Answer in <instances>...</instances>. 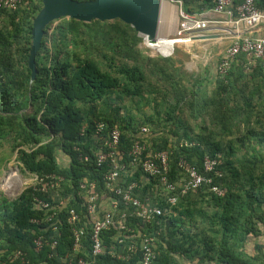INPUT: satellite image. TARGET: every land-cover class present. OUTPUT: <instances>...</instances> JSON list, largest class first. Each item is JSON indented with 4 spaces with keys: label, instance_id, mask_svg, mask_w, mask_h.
<instances>
[{
    "label": "trees",
    "instance_id": "trees-1",
    "mask_svg": "<svg viewBox=\"0 0 264 264\" xmlns=\"http://www.w3.org/2000/svg\"><path fill=\"white\" fill-rule=\"evenodd\" d=\"M181 3L184 13L198 14L212 9L216 0ZM255 4L264 12V0ZM41 8V0H18L12 10L0 8V171L16 154L18 170L37 177L35 188L48 175L63 181L45 192L27 187L14 199L0 191V264H22L17 253L26 264H58L71 256L74 228L83 231L76 256L95 264L90 259L87 210L92 193L98 194L100 214L106 198L114 199L117 207L113 226L101 234L106 254L139 246L143 235L158 232L156 264H264L261 60L239 54L226 75L216 74L209 81L185 71L176 49L174 59L145 53L142 37L120 20L83 23L61 18L44 30L35 58L36 79L30 83L32 21ZM248 62L256 63L252 73L245 71ZM114 129L120 131L119 185L126 189L135 183L133 195L142 205L162 210L151 223L137 218L134 209L124 207L105 187L114 164L97 165V157L106 151ZM135 142L145 146L142 159L168 155L170 181L185 177L178 165L183 159L212 178L224 196L204 185L185 195L177 190L178 202L167 203L156 179L143 174L140 166H129ZM205 155L220 159L221 178L205 173ZM13 180L18 193L23 181L16 172ZM38 200L48 208L40 207ZM71 210L77 221L68 224ZM38 238L40 250L33 244ZM120 239L123 245L117 243ZM53 241L57 245L52 250ZM139 259V253L129 262L108 254L97 262L137 264Z\"/></svg>",
    "mask_w": 264,
    "mask_h": 264
},
{
    "label": "built area",
    "instance_id": "built-area-1",
    "mask_svg": "<svg viewBox=\"0 0 264 264\" xmlns=\"http://www.w3.org/2000/svg\"><path fill=\"white\" fill-rule=\"evenodd\" d=\"M162 3H168L177 8L178 11V24L176 29V36L182 39V44L192 42L193 37L200 36L203 32L210 30V28H215L216 26H221L222 24H229L234 28L231 33H226V35L231 39L230 44L223 51L222 58L217 66V72L219 75L224 76L229 67L230 63L235 60L236 56L239 54L245 55L251 59L261 60L264 67V36L253 37L248 33L241 34L240 27H244L247 31L253 30L259 23L264 22V12L260 11L255 2L256 0H242L233 9L234 0H217L215 7L207 12H201L199 14H186L181 9V0H159ZM18 0H0V8L12 10L17 5ZM224 15L225 19L216 20L214 15ZM143 45L145 47H151V44L147 41L146 37H143ZM173 49L164 51H159V54L163 57H169L172 55ZM101 127L98 128V132ZM143 132H147L145 128L142 129ZM120 133L117 129L112 130L109 133V139L106 141V151L101 153L97 157V165L102 164L104 161L109 160L114 163L117 160V147L119 142ZM145 147L139 143H134L129 152V166L132 168L141 167L143 174L155 177L158 179L159 184L167 192H173L178 186L181 188L182 194H185L191 190L200 187L202 184L210 183V179H206L197 169L186 163L185 160H179V168L183 171L186 178L182 183L176 184L170 182L168 178V155L166 153H156L153 157H143V151ZM220 161L216 159L204 158V171L212 172L216 176H220L219 172H215V167ZM121 166L120 168H123ZM117 169V166H115ZM36 181V178H35ZM62 178H56L54 175H48L39 180L38 187L36 191L45 192L46 190H54L57 188L58 182H61ZM181 184V185H180ZM106 189L112 191L114 195L118 196L123 203L124 207H131L134 209V215L145 223H151L156 217L162 216V210L153 205L144 207L139 199L133 195L136 188V184L133 183L126 189L122 188L117 182V174L111 173L106 177ZM80 189H84L85 185H80ZM89 188L92 190L94 184L91 183ZM212 192L216 195L223 196V191L216 186L211 187ZM98 198L97 193H92V195L87 199V210L91 219V235L89 238L90 243V259H93L95 264H104L103 262H97L99 258H104L105 255L115 257L116 260L129 262L138 253L140 254V259L137 264H156V255L154 249L156 247V236L158 232L155 233L156 236L143 235L141 237V242L139 246L136 244L128 245L123 248L122 252L119 250L110 249L107 250L108 254L104 251L105 246L101 241V234L104 231H108L114 224V214L117 211V207L114 205L115 202L112 200L109 209L106 211L98 212L99 206L96 202ZM111 200V199H109ZM171 204L177 202L176 196H171L168 198ZM38 205L42 208H48V203L41 200L37 201ZM111 207V208H110ZM100 215V216H99ZM123 216V215H122ZM68 224L75 223L77 221V216L74 210L69 213ZM54 227L53 230H55ZM83 231L72 229L71 231V246H70V257L65 258L58 262V264H91L83 258L77 257V252L81 248L79 247L82 239ZM159 236V235H158ZM119 245H123V241L120 239L117 242ZM33 244L36 250H40L42 247V240L40 238L34 239ZM57 245L56 241L51 242L50 248L53 250ZM20 257L22 264H25V260L21 257L20 253L16 254Z\"/></svg>",
    "mask_w": 264,
    "mask_h": 264
},
{
    "label": "water",
    "instance_id": "water-1",
    "mask_svg": "<svg viewBox=\"0 0 264 264\" xmlns=\"http://www.w3.org/2000/svg\"><path fill=\"white\" fill-rule=\"evenodd\" d=\"M42 8L32 21L31 46L27 60L30 83L37 74L36 55L40 49L44 30L51 22L61 18L73 19L83 23L92 21L120 20L134 31L146 37L153 45L159 37V24L162 3L159 0H41ZM205 35L199 39H205Z\"/></svg>",
    "mask_w": 264,
    "mask_h": 264
},
{
    "label": "crops",
    "instance_id": "crops-1",
    "mask_svg": "<svg viewBox=\"0 0 264 264\" xmlns=\"http://www.w3.org/2000/svg\"><path fill=\"white\" fill-rule=\"evenodd\" d=\"M214 19L222 20L225 19V17L223 15L216 14L214 15ZM174 24L176 25V22ZM238 30H240L241 34L248 33L253 37L264 36V22L259 23L251 31H247L244 27H240ZM231 31H234V28L231 25L222 24L221 26H216L215 28H210V30L203 32V34L206 35V38L204 40L197 39V37H195L194 39H192L191 43L183 45V49L181 47L177 48V53H183L182 55L180 54V57L183 58L184 62L183 67L184 64H191L197 62L198 60H201L202 68L200 70V74L203 77L207 76L209 81H211V79L214 80L215 75L217 74V64L222 58L223 51L231 42V39H229L226 33H231ZM175 39L177 40V38ZM246 66L248 67L245 68V71H247L248 73H252V70L255 69L256 63L248 62ZM208 86L212 87L211 84H209Z\"/></svg>",
    "mask_w": 264,
    "mask_h": 264
},
{
    "label": "rangeland",
    "instance_id": "rangeland-1",
    "mask_svg": "<svg viewBox=\"0 0 264 264\" xmlns=\"http://www.w3.org/2000/svg\"><path fill=\"white\" fill-rule=\"evenodd\" d=\"M173 8H174L173 10H175V13H176V8L175 7H173ZM160 19H162V25L160 23L161 26L159 27V32H158L159 35H164L165 37H173V35L175 36L177 22H178V15H177V13H176V16H172V14H170V12L163 11L161 13V15H160ZM174 20H176V25L173 27V25H174L173 21ZM169 22H170V25L168 24ZM177 39H179V38H177ZM182 46H183V44H178V45H176L174 47V49L175 48L177 49L179 47H181L183 49ZM141 48H142V50L145 53H147L151 57H161V56H159V54H157V53H159V51L156 50V49H151L150 48L151 50H149V49H146L143 46ZM181 54H183V53H181ZM175 55L176 54H173L172 53V55L169 56L168 58H172V59L177 58ZM162 58H164V57H162ZM203 61H204V58H203ZM177 64L178 63L176 62L175 65H177ZM201 68H202V61L201 60H198L197 62L191 63V64L190 63L189 64H184V70L187 71V72H189L190 74L191 73H195V74H198L199 73V75L202 76L200 74ZM15 155L16 154L10 155V157L8 159V162L2 167V169L0 171V190H4V188H5L6 196L9 199H14V197H16V195H18L20 193V191H19L18 194H16L17 193V189H15V184H14V180H13V176H14L15 172L17 174H19L20 177L22 178V181H23V187L22 188L23 189H25L28 185H30L33 182V176H30L28 174H22L17 169L18 164L17 163L15 164V157H16ZM7 171H11L12 173H10V175L5 178L4 177V174ZM4 178H5V180H4ZM3 180H4V184H2L3 183Z\"/></svg>",
    "mask_w": 264,
    "mask_h": 264
},
{
    "label": "clouds",
    "instance_id": "clouds-1",
    "mask_svg": "<svg viewBox=\"0 0 264 264\" xmlns=\"http://www.w3.org/2000/svg\"><path fill=\"white\" fill-rule=\"evenodd\" d=\"M217 1V0H216ZM236 1H238V0H234V5H233V9L235 10V8H236V6L242 1H238V2H236ZM162 3V2H161ZM168 4V3H167ZM168 5H170V4H168ZM170 6H173V5H170ZM173 7H175V6H173ZM215 7V6H214ZM213 7V8H214ZM176 8V7H175ZM212 8V9H213ZM181 9H182V5H181ZM211 10V9H210ZM183 11V10H182ZM207 11H209V10H207ZM207 11H203V12H207ZM176 13H177V15H178V11H177V8H176ZM199 14V13H198ZM224 16V15H223ZM225 17V16H224ZM179 21V20H178ZM177 24H178V22H177ZM176 29H177V27H176ZM201 35H205V34H201ZM200 35V36H201ZM140 36V35H139ZM206 36V35H205ZM140 37H142V39H143V37L144 36H140ZM197 37V39H199V36H196ZM166 38H178V36H176V34H175V36L173 35V37H166ZM195 37H193V39H194ZM204 40V39H203ZM191 43V42H190ZM178 44H182V43H176L174 46H173V54H174V50L176 49H174V47L176 46V45H178ZM187 44H189V43H185V44H183V45H187ZM145 47L144 45H143V42H142V44H141V46L140 47ZM146 49H149V50H151V49H154V48H152V46L151 47H145ZM151 48V49H150ZM157 50V49H156ZM157 54H159V53H157ZM159 56H161L160 54H159ZM161 57H163V56H161ZM164 58H168V57H164ZM221 60V59H220ZM220 60H219V62H220ZM219 62H218V64H219ZM218 64H217V66H218ZM216 73H217V75L218 76H221V75H219L218 74V72H217V67H216ZM226 75V74H225ZM118 130V129H117ZM119 131V130H118ZM119 133H120V131H119ZM119 138H120V136H119ZM136 143V142H135ZM138 143V142H137ZM140 144V143H139ZM134 145V144H133ZM141 145H143L144 146V144H141ZM145 147V146H144ZM105 152V151H104ZM103 152V153H104ZM144 152H145V149H144V151H143V155H144ZM101 154V153H100ZM100 154H98V156L100 155ZM117 155V154H116ZM146 157H150V156H146ZM205 157H208L209 159H216V160H218V161H220V159L219 158H216V157H211V156H209V155H205L204 156V158ZM204 158H203V163H204ZM130 159V158H129ZM86 160V159H85ZM106 161H109V160H106ZM112 163V162H111ZM187 163V162H186ZM15 164H16V162H15ZM114 164V171L112 172V173H116L117 174V171H118V165H117V163L116 162H114L113 163ZM115 166H117V169H115ZM221 166V161H220V163L219 164H217L216 165V167H215V172H219V174H220V176H216L214 173H210V172H205L206 174H210V175H212V176H214L215 178H221V176H222V172H221V170H220V167ZM131 167V166H130ZM204 168V167H203ZM17 169H18V166H17ZM18 171V170H17ZM10 171H7L5 174H4V177L6 178V175L9 173ZM22 174H28V173H22ZM109 174H111V173H109ZM108 174V175H109ZM169 174V173H168ZM181 174H183V175H185L184 173H183V171H181ZM29 175V174H28ZM107 175V176H108ZM30 176H33V175H30ZM56 178H62V177H60V176H56V175H54ZM147 176V175H146ZM203 176V175H202ZM206 179H210V183L209 184H207V183H204V184H202L201 186H204V185H206L208 188H209V190L212 192V190H211V187L212 186H216L217 187V185H215V184H213V182H212V178H207L206 176H204ZM5 178H4V180H5ZM35 178L37 179V177L36 176H33V182L30 184V185H28L27 187H30V186H34V189L36 190V181H35ZM151 178H153V179H156L155 177H151ZM169 178V177H168ZM185 178H186V176L182 179H179L177 182H173V183H176V184H178L179 185V183H182L184 180H185ZM22 179V178H21ZM3 180V181H4ZM157 180V184L159 185V186H161L160 184H159V182H158V179H156ZM62 181H63V178H62ZM61 181V182H62ZM117 182H118V175H117ZM170 182H172V181H170ZM59 183L60 182H58V184H57V187L59 186ZM119 183V182H118ZM3 184V183H2ZM181 185V184H180ZM200 186V187H201ZM26 187V188H27ZM200 187H198V188H196V189H194V190H191V191H195V190H197V189H199ZM25 188V189H26ZM219 188V187H218ZM163 190H164V194L166 195V196H168L165 200L167 201V203H169V204H171L169 201H168V198L169 197H171V196H176L177 197V202H178V196H177V194H176V191L177 190H180V194L181 195H185V194H187V193H185V194H182V192H181V188H180V186H178L177 188H176V190L175 191H173V192H167V191H165V189L164 188H162ZM220 189V188H219ZM23 190L24 189H22L21 191H20V193L18 194V195H16V197H14V198H17L22 192H23ZM222 190V189H221ZM1 192H2V194L5 196V197H7L6 196V192L4 191V190H0ZM191 191H189V192H191ZM223 191V190H222ZM212 193H214V192H212ZM223 193H225L224 191H223ZM170 194V195H169ZM215 194V193H214ZM216 195V194H215ZM216 196H219V195H216ZM223 196H224V194H223ZM8 198V197H7ZM109 199H111V200H109ZM112 198H106V200L105 201H103L102 202V204H101V207H100V209H101V212H103V211H106L108 208H109V206L111 205V202H112ZM114 201V200H113ZM171 205H174V204H171ZM151 206H153V205H151ZM101 215V214H100ZM161 217V216H160ZM81 244V243H80ZM25 264H26V261H25Z\"/></svg>",
    "mask_w": 264,
    "mask_h": 264
},
{
    "label": "bare ground",
    "instance_id": "bare-ground-1",
    "mask_svg": "<svg viewBox=\"0 0 264 264\" xmlns=\"http://www.w3.org/2000/svg\"><path fill=\"white\" fill-rule=\"evenodd\" d=\"M173 9L174 8L172 6H170V5H168L167 3H162L161 13L163 11H168V12H170V14H172V16H176L175 10H173ZM175 22H176V20L173 21V23H175ZM160 23L162 25V19H160ZM168 24L170 25V22ZM161 25L159 24V27ZM174 25H173V27H174ZM156 40H157V42L155 44L151 45V46H152V48L157 49L158 51H161V52L164 51L165 49L172 50L173 46L176 43H182L183 42L181 38L176 40L175 38H166L164 35H159V37ZM175 41H177V42H175ZM4 191H5V188H4Z\"/></svg>",
    "mask_w": 264,
    "mask_h": 264
}]
</instances>
